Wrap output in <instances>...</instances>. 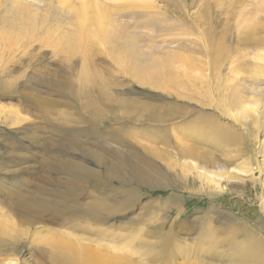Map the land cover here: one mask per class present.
<instances>
[{"label": "rangeland", "instance_id": "1", "mask_svg": "<svg viewBox=\"0 0 264 264\" xmlns=\"http://www.w3.org/2000/svg\"><path fill=\"white\" fill-rule=\"evenodd\" d=\"M259 239L264 0H0V264H264Z\"/></svg>", "mask_w": 264, "mask_h": 264}, {"label": "bare ground", "instance_id": "2", "mask_svg": "<svg viewBox=\"0 0 264 264\" xmlns=\"http://www.w3.org/2000/svg\"><path fill=\"white\" fill-rule=\"evenodd\" d=\"M231 160V159H230ZM234 160V159H233ZM229 170L228 169H226L224 166H220V168H218L217 169V171L215 170L213 173H214V175L216 176V180L218 179V180H220V178L221 177H223V176H225L226 175V173L228 172ZM203 176H206V177H209V175H210V173H207V172H203V174H202ZM222 179V178H221ZM218 182V181H217ZM216 184H218V183H216ZM222 189V188H221ZM8 220V219H7ZM9 222V221H8ZM10 223V222H9ZM14 224V223H13ZM7 225H9V224H7ZM6 225V226H7ZM11 225V224H10ZM5 226V225H4ZM12 226V225H11ZM10 226V227H11ZM13 228H14V226H13ZM15 229V228H14ZM12 230V229H11ZM2 232V231H1ZM4 233V232H3ZM15 233V232H14ZM3 235V234H2ZM248 235V234H247ZM251 236V235H250ZM11 237V236H10ZM251 237H254V235L252 234V236ZM256 237V236H255ZM252 239H254V238H252ZM43 240V239H42ZM255 240V239H254ZM60 241H61V239H60ZM38 242V241H37ZM51 242H53V241H51ZM48 243V242H47ZM51 244H54V243H51ZM56 244H57V242H56ZM254 244V245H253ZM252 245L254 246V250H255V252H256V254H257V258H256V261H260V262H263L264 263V255H262V253H261V250L262 249H264V241L263 240H256L255 241V243H253ZM37 245V244H36ZM59 245V244H58ZM58 245H52V246H50V247H52V248H50V253H49V256H50V258H51V260H52V262H54V263H56V264H58L59 262H60V264L62 263V262H65V263H67L68 262V260H70V257H72L71 255H70V251H71V249H74V248H71V247H69V248H71L70 250H69V248H68V252L67 251H64V248H65V245H63L64 247H59ZM61 245H62V243H61ZM58 246V247H57ZM71 246V245H70ZM78 245H76V247H77ZM75 247V248H76ZM252 249V248H251ZM253 250V249H252ZM253 250V251H254ZM86 251V250H85ZM249 251H251V250H249V248L247 249V247L246 248H240L239 250H237L236 249V253H235V251H234V258H236V261H247V259H248V255H250L248 252ZM76 252V251H75ZM84 252V251H83ZM89 252V251H88ZM87 252V253H88ZM255 252H254V254H255ZM71 253H73V252H71ZM87 253H82L81 252V254L80 253H78V255H77V258H75L77 261H75V263H77V262H79L78 264H82L81 263V261L83 262V260L84 259H82V257H83V255L82 254H87ZM68 255V259H65V257ZM72 255H74V254H72ZM76 255V254H75ZM74 255V256H75ZM233 255V254H232ZM251 256H253V255H251ZM255 256V255H254ZM91 257V256H90ZM232 257V256H231ZM232 257V258H233ZM4 259V258H3ZM74 259V260H75ZM50 260V259H49ZM66 260V261H65ZM235 260V259H234ZM70 261H72V258H71V260ZM85 261V260H84ZM250 261V260H249ZM8 262V261H7ZM102 262H104V261H102ZM253 262H255V261H253ZM65 263H62V264H65ZM47 264V263H46ZM70 264H72V263H70ZM83 264H84V262H83ZM85 264H87V263H85ZM108 264V263H107Z\"/></svg>", "mask_w": 264, "mask_h": 264}]
</instances>
